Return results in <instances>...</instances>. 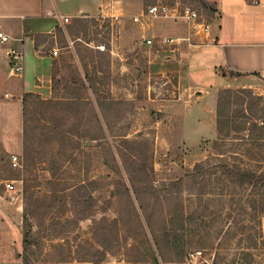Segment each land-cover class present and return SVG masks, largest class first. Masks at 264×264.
<instances>
[{"label":"rangeland","instance_id":"1","mask_svg":"<svg viewBox=\"0 0 264 264\" xmlns=\"http://www.w3.org/2000/svg\"><path fill=\"white\" fill-rule=\"evenodd\" d=\"M158 2L193 4L214 22L200 0H145L137 10ZM224 4L239 12L225 22L230 35L236 30L232 38H264V7ZM118 10L105 24L98 16L69 26L85 55L116 57L118 89L30 96L25 132L20 106L8 120L10 142L6 150L0 144V264L18 257L19 264H264V213L263 236L255 216L264 195L227 184L213 168L225 161L264 173V82L219 89L225 79L206 63L209 46L192 57H179L184 42L149 46L142 19Z\"/></svg>","mask_w":264,"mask_h":264},{"label":"crops","instance_id":"2","mask_svg":"<svg viewBox=\"0 0 264 264\" xmlns=\"http://www.w3.org/2000/svg\"><path fill=\"white\" fill-rule=\"evenodd\" d=\"M144 1L121 0L119 3L113 0H0V29L11 36L6 43L0 41V144L3 149L8 147L12 131L11 121L8 123V120L18 106L24 113L26 93L37 94L46 100L55 97L58 89H118L116 57L112 55L106 60L101 54L85 55L80 43L83 42L82 36L70 34L69 26L72 22L63 23L59 15L77 20L113 15L120 9L123 10L120 14L128 15L130 19L144 11L141 8L137 10ZM206 1L215 9L212 11L215 17L212 42L206 45L210 47L206 53V63L215 67L214 70L224 77L225 83L219 85V89L255 88L260 85L259 80L264 82V38H232L236 30L230 35L231 31L225 29V22L227 18L231 21L237 18L239 12L228 13L225 0ZM248 1L258 4L259 8L264 7L261 0L259 3ZM174 20L177 22L161 18H142L140 25L143 37L159 40L163 37L187 36L189 25L186 20ZM155 45L160 46L163 43L155 41L153 46ZM201 46L205 45L189 46L184 42L177 53L182 57L183 51L185 55L192 57L193 52H197ZM55 50L58 51L57 54ZM12 51L24 54V69L21 72H15L13 68ZM110 52L114 53V49ZM180 59L183 61V58ZM179 64L175 63L182 74ZM7 123L9 129L6 127ZM22 127L24 133V121ZM20 262L18 257L10 260L9 264Z\"/></svg>","mask_w":264,"mask_h":264},{"label":"built area","instance_id":"3","mask_svg":"<svg viewBox=\"0 0 264 264\" xmlns=\"http://www.w3.org/2000/svg\"><path fill=\"white\" fill-rule=\"evenodd\" d=\"M119 1V0H113ZM260 0H253L254 3H259ZM63 23L71 22L69 16L59 15ZM99 21L101 24H105L107 18H118L117 14L113 15H101ZM173 18V19H184L189 25V34L185 37H163L159 40L154 38L143 37L145 44L152 46L155 41H158L163 44H169L174 46H179L182 42H187L191 45H207L212 42V27L214 22L205 19L201 8L196 7L193 4L183 3L180 5H170L167 3H154L146 7L145 11L141 14L134 15V21L138 22L142 18ZM11 39V36L7 34L4 30L0 29V41L6 43ZM97 49L101 51L107 50L105 44H99L96 46ZM55 54L58 53L57 50L54 51ZM11 58L14 61V70L15 72H21L24 69V54L22 52L12 51ZM8 95V94H7ZM12 165L14 167L20 166V155L12 154L11 156ZM6 187L9 190L15 189V181H8Z\"/></svg>","mask_w":264,"mask_h":264},{"label":"trees","instance_id":"4","mask_svg":"<svg viewBox=\"0 0 264 264\" xmlns=\"http://www.w3.org/2000/svg\"><path fill=\"white\" fill-rule=\"evenodd\" d=\"M202 1V4H204V6L211 10L214 11L215 9L213 8V6L207 2L206 0H200ZM30 96H37L38 98H40L39 95L34 94V93H26L24 95V101L26 102V100L30 97ZM44 100V99H42ZM25 110V109H24ZM25 114V111L24 113ZM24 121V126H25V115L23 118ZM25 132V130H24ZM200 163H198L197 167H200ZM219 168L221 169V172L223 175H225V182L227 184L232 183L235 184L237 186H240L244 189H248L250 187L252 188H258L260 189L259 192H257L255 195L257 194H262L264 195V192L262 191V189L264 188V173H260L258 170L251 168V167H241V166H237V165H231L229 162H221L217 165H213V168ZM211 172H217L216 171H211ZM262 191V192H261ZM260 201H258L260 205V209L256 210L255 216L257 217V219L260 220L258 221L259 224V228H260V234H262L263 236V231L261 229L262 225H261V215L264 213V199L260 196ZM24 239H23V244H24V248L26 249L28 247V241H29V235H30V231H26L24 232Z\"/></svg>","mask_w":264,"mask_h":264}]
</instances>
